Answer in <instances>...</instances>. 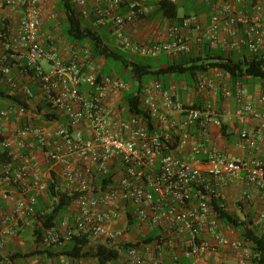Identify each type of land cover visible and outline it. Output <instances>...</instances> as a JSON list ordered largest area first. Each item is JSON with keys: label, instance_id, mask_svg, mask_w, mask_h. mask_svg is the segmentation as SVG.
Listing matches in <instances>:
<instances>
[{"label": "built area", "instance_id": "1", "mask_svg": "<svg viewBox=\"0 0 264 264\" xmlns=\"http://www.w3.org/2000/svg\"><path fill=\"white\" fill-rule=\"evenodd\" d=\"M200 1L208 7L204 21L196 15L174 20L166 28L165 42H133L124 35L128 25L145 15L146 0L71 3L88 20L86 5L94 2L96 24L109 23L120 45L141 57L167 54L175 58L188 54L194 43L223 51V59L217 61L241 51L248 55L264 52V0ZM51 2L0 0V84L23 102L0 101V125L11 127L7 134L0 129V154L7 151L11 160L0 163V198L16 196L12 220L22 219L30 226L37 199L47 191L32 152L36 149L58 189L75 197L71 214L44 230L42 246L61 245L76 235L118 245L131 218L134 227L157 229L159 238L128 247L125 264H166L164 253L175 264H181L180 257L189 264H202L205 255L218 256L225 245L244 264L250 248L245 241L226 238L231 226L218 218V211L227 212L224 190L241 176L260 192L264 209V161L256 155L243 158L220 153L210 134L222 125L216 105L182 103L175 98V84L166 89L158 81L143 86L140 106L152 120L151 129L145 118L130 115L126 106L127 117L120 109L108 107L109 93L124 94L132 88L120 77L86 72L75 58L63 59L53 36L47 35L49 48L42 43L43 24L57 17ZM70 49L75 54V46ZM79 50L89 54L86 48ZM42 62L48 64L47 69ZM195 90L199 95L213 93L216 84L197 77ZM235 90L239 104L235 115L241 121H255L251 133L239 132L237 147L252 155L264 143V94L255 103H247L240 83ZM172 115L179 120L172 121ZM190 142L191 152L201 154L202 162L172 152ZM241 195L243 206L252 203L249 190ZM252 220L258 232L264 233V210ZM8 221L0 220V251L17 236ZM119 223L124 228L115 227ZM148 253L155 254L153 259H146Z\"/></svg>", "mask_w": 264, "mask_h": 264}, {"label": "crops", "instance_id": "2", "mask_svg": "<svg viewBox=\"0 0 264 264\" xmlns=\"http://www.w3.org/2000/svg\"><path fill=\"white\" fill-rule=\"evenodd\" d=\"M159 0H146L145 2V8L146 12L145 15L140 16V19L138 22L128 25L124 30V35L129 38L133 42H144V41H159V42H165L166 41V28L170 23L173 21L160 16L159 20H150L151 13L155 11L156 3ZM174 2L178 5V0H174ZM94 2H89L86 5V9L89 13L88 20H85L89 27L93 30H96L97 32L101 33L104 37V40L107 45H110L113 49H117L121 51L122 53L129 56L131 59H138L140 56L135 55L134 53L129 52L128 50L124 49L119 41H117L111 31L110 24L107 23L106 25L99 26L96 24L95 18L92 16L94 11ZM102 6V3H101ZM77 10V9H76ZM156 12V11H155ZM157 13V12H156ZM208 13V7L204 3V8H202L199 12H197L196 15L201 21H204L205 16ZM189 15V14H188ZM184 17V16H182ZM181 18V17H180ZM178 19V15H177ZM208 20V18H206ZM56 20L55 21H47L43 24L41 29V41L46 47H50L49 45H46L47 41V35L50 32H54L55 26H56ZM194 37V33L192 35ZM194 39V38H193ZM69 45V43H68ZM73 44H70V46ZM74 46V45H73ZM55 48L59 52L60 56L65 60H72L75 58V61H82L80 57V50H77L79 48L75 45V54L72 53V51L69 53L67 51V47L64 48L63 45H61L59 42L55 44ZM204 48L206 46L199 45L197 43H194L193 48L190 50L189 53L192 55H202L204 52ZM220 49H212V53L216 52ZM239 54L242 53H232V57H237ZM161 56H166L167 63H160L158 61L156 64L151 65L153 69H159L165 67L168 62L170 61H179L181 58V55L175 58L169 57L167 54H160ZM75 56V57H74ZM83 59V58H82ZM98 60L90 61V62H83L82 65L85 68L86 72L98 74L103 67L104 62L97 63ZM115 77H121V74L119 76H116L115 74H112ZM163 81L159 82L163 89L168 88L171 84L176 85V90L174 92L175 98L180 100L184 104H192L196 107H205V105L208 102H212L216 105L218 117L221 124H226L230 136L228 138L222 136L220 128H212L210 131L211 138L215 141V144L219 150L220 153L227 157H243V158H249L252 156H257L260 159L264 161V143H259V152L253 153L252 155L249 153H245L237 147V141H238V134L239 132L245 130L251 133L255 127V121L246 118L245 120L241 121L236 115L235 111L238 107L237 99H236V90H231V84L229 81V77L227 73H225L223 70L216 69V68H209L205 72H198L194 78L190 79L189 75H165ZM179 77V78H176ZM197 77H207L211 80H213L216 84V90L213 93H206L205 95H199L195 90V84ZM157 81L156 79L152 78L150 79L144 86L150 85L152 82ZM131 88L135 87L133 83H127ZM243 90H244V97L243 99L247 103H255L256 98L263 94L264 91L262 89V84L259 80L254 79H245V82L241 84ZM35 89V87H32ZM123 93H109L106 100V105L110 108H112L114 111L116 109H120L122 115L125 117L128 116V113L126 112V107L122 102ZM156 99L160 101L161 95L160 93L156 94ZM35 104V103H32ZM262 109L264 110V105L262 106ZM172 121H178L179 116L178 115H172L170 118ZM168 122V121H167ZM0 129L3 133L7 134L9 130H11V127L6 124L0 125ZM158 130V129H157ZM159 131V130H158ZM165 130L162 132L164 134ZM160 133V131H159ZM171 136H173V131L171 130L169 132ZM192 142L186 144L183 149H177L174 147L172 150L173 153L177 154L178 156H182L188 160H193L197 162H202L204 160L203 156L200 155H194L191 152ZM34 156L36 157V163L37 167L41 170V173L43 175L44 180L47 182L52 181V175L48 170V166L43 158V155L41 152L37 151L36 149L32 150ZM244 190H249L251 197H252V203H254V207H261V194L252 186L246 185L244 182L243 177H239L236 179L231 180V185L226 187L224 190V193L226 195L225 199V205L227 208L228 213L236 214L243 219H246L242 215H244V212H246L248 209L246 207H243L241 201V194ZM38 201V209L42 211V213L49 212L54 203L55 199H51L47 191L46 193L40 195L37 199ZM261 201V203H260ZM16 202V196L14 194H11L10 198L7 200H2L0 198V220L3 218L9 219L7 222V226L9 228L15 227L16 229L24 228L22 232L20 233L21 240L19 239V236L14 237L12 240H8L5 247H8V249L1 250L0 254L3 257H7L12 253L19 252L22 255H29L32 251L36 250L39 251L40 254H35L27 257H22L21 259H16L15 264H97L96 260L92 257H80V258H73L68 256L66 253L70 252L73 249L74 242L67 241L62 243L61 245L57 246H49L44 247L40 244V242L36 243L35 238L32 235L34 225H40L39 221L34 217L30 220V226H27L25 223V220H18L17 222H14L12 220L13 216V210L14 205ZM258 205V206H257ZM71 206H69L66 211L58 216L57 223L62 220L67 215L71 214ZM11 219V220H10ZM123 223H119L115 225V227L124 228ZM158 230L154 228L149 227H134L133 225H129L126 228V233L122 237L120 243L118 245L112 244L109 241H106L104 239H89L84 238L82 236L77 237L75 240L76 247H80L82 250L80 253L84 251L93 250L98 246H105V247H111L113 249H118V258L115 262L112 264H125L126 261V250L128 247L133 245L134 243H150L145 242V239L152 237L153 241L158 237ZM225 236L228 240H234V239H241L240 231L238 229H228L225 232ZM30 238V242L26 247L23 246V239L27 240ZM151 241V242H153ZM248 248H251V244L249 242H245ZM124 244H128V247L126 249H122L121 247ZM4 251V252H3ZM155 254L148 253L146 254V259L151 260ZM162 259L165 261L166 264H175L172 257L169 256V254L164 253L162 256ZM179 263L181 264H189L188 259L184 257L179 258ZM202 264H241L239 260L236 258L234 253L230 250L228 245H225L221 249V253L218 256L213 255H205L203 258ZM244 264H247L246 261Z\"/></svg>", "mask_w": 264, "mask_h": 264}, {"label": "trees", "instance_id": "3", "mask_svg": "<svg viewBox=\"0 0 264 264\" xmlns=\"http://www.w3.org/2000/svg\"><path fill=\"white\" fill-rule=\"evenodd\" d=\"M56 2L58 8L64 14L63 30L66 38L70 41L69 43L79 48H86L89 52L88 56L80 52L81 58L79 59L83 62H90L103 58L104 64L97 74V77L106 75L113 76L112 74L119 76L121 74V77H124L127 83H133L135 87L124 93L122 102L127 107V112L130 115L143 119L145 118L149 129L152 128V120L146 116L140 106V94L142 93L143 86L152 78L161 82L164 80L163 76L165 75L179 76L186 74L192 79L198 72H205L209 68H216L227 73L232 91H235L236 83L242 84L245 82V79L248 78L259 80L264 91V52H260L256 55H248L245 51H241L242 54H239L237 57H232L231 53L225 58V61H217L223 59L224 52L218 50L212 53V49L206 47L202 55L196 56L191 53L181 55L179 61H169L165 67L156 70L153 69L150 64L144 63L139 59H131L121 51L107 45L101 33L90 28L88 23L83 22L79 12L72 5L71 0H56ZM177 9V3L171 0H159L155 7L157 14L171 21L177 19ZM183 16L187 17L189 15L184 14ZM45 43L49 45V41ZM82 61L77 60L76 62L82 63ZM0 101L23 104L20 99L10 96L5 87L1 84ZM43 117L47 119L51 118L49 115H43ZM220 131L222 136L226 138L230 136L226 124L221 125ZM0 163H11L7 151L0 154ZM47 194L51 199H55V203L52 209L47 213H42V211L38 209V206H36L34 217L40 224H35L32 232L36 243L41 242L44 230L55 225L58 216L63 214L69 206H72L75 199L74 196L68 195L67 192L59 190L54 180L48 182ZM217 203L218 201L215 200L214 205ZM253 204L254 203H250L248 205L250 209H248V206H243L248 209L243 215L246 219L223 210L218 211V218L224 224L230 225L231 228L238 229L240 231L241 241L251 244V254L246 260V263L264 264V233L258 232L252 220L260 211L258 210L255 212L256 210L253 208ZM259 209H262V211L264 210L262 203ZM131 223L132 220L129 218L128 224L131 225ZM77 237L73 238V249L66 253L68 256L73 258L92 257L96 260L97 264H112L118 258V249L105 246H98L93 250L80 253L82 249L75 246L77 244L75 240L78 241L76 239ZM151 241H153L152 237L145 239V242ZM127 247L128 244H124L121 250ZM35 254H40V252L34 250L29 255H22L19 252H15L7 257H3L0 254V264H15L16 259Z\"/></svg>", "mask_w": 264, "mask_h": 264}, {"label": "rangeland", "instance_id": "4", "mask_svg": "<svg viewBox=\"0 0 264 264\" xmlns=\"http://www.w3.org/2000/svg\"><path fill=\"white\" fill-rule=\"evenodd\" d=\"M51 8L54 9L55 13L57 14V17H56V22H55L56 23V26H55L56 30L53 33L50 32L49 35H51L55 38L56 43L59 42L61 45H63L64 48L67 47V51L70 53L71 52V49H70L71 43H69L70 41L66 38V35L64 33V30H63V21H64L63 12L58 8L56 0H52ZM202 8H204V3L200 0H178V9H177L178 18L182 17L184 14L194 15L197 12H199ZM159 18H160V15L154 11L153 13H151V17L149 19L150 20H159ZM82 20L84 23H87L85 21V19H82ZM68 43H69V45H68ZM79 49L80 48H77V50H79ZM80 52L83 54L82 51H80ZM86 56H88V55H86ZM138 59L140 61H142L144 63H148L150 65H154L158 61H160V63L163 62L164 64L167 63L166 56H161L160 54L156 57H141L140 56ZM102 62H104L103 58L98 59V61H97V63H102ZM42 66L44 67V69L48 68V64L46 62H42ZM114 66H115V64H114ZM120 78H122V80L126 81L124 77H120ZM164 78L165 77H163V79ZM255 210H256L255 212H257L258 210L262 211V209H259L258 207L257 208L255 207ZM11 229L14 231L16 230V234H17V236H19V239L21 240L20 233L22 232V230L24 228L16 229L15 227H12ZM29 242H30V238L27 240L23 239L22 244L24 247H26ZM5 249H8V247L3 248V250H5Z\"/></svg>", "mask_w": 264, "mask_h": 264}]
</instances>
